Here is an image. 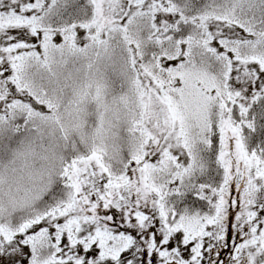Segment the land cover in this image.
<instances>
[{"label":"snow or ice","instance_id":"1","mask_svg":"<svg viewBox=\"0 0 264 264\" xmlns=\"http://www.w3.org/2000/svg\"><path fill=\"white\" fill-rule=\"evenodd\" d=\"M0 264H264V0H0Z\"/></svg>","mask_w":264,"mask_h":264}]
</instances>
